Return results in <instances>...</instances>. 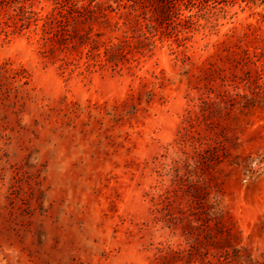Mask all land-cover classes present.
<instances>
[{
	"label": "rangeland",
	"instance_id": "obj_1",
	"mask_svg": "<svg viewBox=\"0 0 264 264\" xmlns=\"http://www.w3.org/2000/svg\"><path fill=\"white\" fill-rule=\"evenodd\" d=\"M116 1L0 0V264H264V0Z\"/></svg>",
	"mask_w": 264,
	"mask_h": 264
},
{
	"label": "trees",
	"instance_id": "obj_2",
	"mask_svg": "<svg viewBox=\"0 0 264 264\" xmlns=\"http://www.w3.org/2000/svg\"><path fill=\"white\" fill-rule=\"evenodd\" d=\"M67 1V0H66ZM93 2H95V0H92ZM124 1H126V3L124 2ZM140 1H142V0H118V1H116L117 3H120V5H122V6H126V7H129V8H132L133 10L135 9V7L138 5V3L140 2ZM143 1H150L151 2V0H143ZM122 2H123V4H122ZM74 3V4H73ZM59 4H62V3H60L59 2ZM72 4H73V6L72 7H74V8H70V11L71 10H73V12H78V14H80L82 11H80L79 10V6H78V4H79V0H72ZM77 5V6H76ZM97 5H100L99 3H97ZM63 7H64V5H62ZM76 6V7H75ZM79 7V8H78ZM99 8H100V10H101V14L102 15H105V16H107L106 15V13H104V11H103V9L101 8V6H98ZM81 8L83 9V11H92V12H90V13H94V10L92 9V7H90V6H81ZM61 9H62V7H61ZM106 10V9H105ZM160 10H161V8H157V10H154L153 11V13H154V16L156 15V13H159L160 12ZM21 11L22 12H24V8L22 7L21 8ZM61 13V12H60ZM71 14H73L72 12H70ZM91 14V15H92ZM42 20H44L45 21V23H46V25L48 24V21H49V18H48V20H47V17H44V18H42ZM47 20V21H46ZM145 20H148L147 18L145 19ZM156 22H157V19H156ZM44 26H45V24H44ZM148 26L149 27H154L155 26V24H154V22H153V19H150L149 20V22H148ZM116 47H121V45L120 44H118V45H115V46H113V47H110V48H107V50H106V55H108L109 57L110 56H113V55H111V53L114 51V48H116ZM117 48V49H118ZM111 58V57H110Z\"/></svg>",
	"mask_w": 264,
	"mask_h": 264
}]
</instances>
